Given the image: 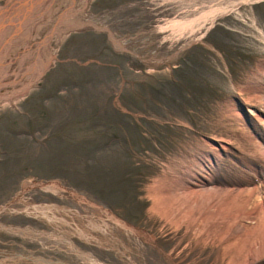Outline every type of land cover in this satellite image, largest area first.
<instances>
[{
	"label": "rangeland",
	"instance_id": "1",
	"mask_svg": "<svg viewBox=\"0 0 264 264\" xmlns=\"http://www.w3.org/2000/svg\"><path fill=\"white\" fill-rule=\"evenodd\" d=\"M17 1L0 0V264H231L189 230V193L257 185L264 0H46L23 19Z\"/></svg>",
	"mask_w": 264,
	"mask_h": 264
},
{
	"label": "bare ground",
	"instance_id": "2",
	"mask_svg": "<svg viewBox=\"0 0 264 264\" xmlns=\"http://www.w3.org/2000/svg\"><path fill=\"white\" fill-rule=\"evenodd\" d=\"M45 1H17L16 6H19L18 8L21 11V13L20 11L17 12L18 16L23 19L28 15L25 14L26 11L32 14L34 8L36 10L41 9ZM48 5H52V0H50ZM49 6H46V8L50 9ZM70 8L72 7L70 6ZM15 11L12 9L7 11L10 12L9 18L12 17V13ZM44 13H38L34 19L38 17L41 19L40 17ZM68 16L65 10L62 14V19ZM1 17H4V14ZM2 22H0V29L7 26L2 24ZM22 24L18 21L14 26V36L19 35L23 31ZM11 40L12 38H7L3 46L1 45V50L4 46L9 48ZM42 45L43 42L41 43ZM2 66L0 62V87L4 77L3 74H5L4 68L7 69L8 67L3 66L1 68ZM244 104L247 106L248 115H250L248 118L253 122L251 124L247 119L248 124L250 123L254 130L258 126L264 127L263 111L248 105L247 102ZM253 143L255 153L260 159L258 166H250L254 171V180L257 185L252 183L249 188H240L241 185H238L237 189L223 191L206 190L204 198L200 201L196 200V198L201 197V195L194 191L189 193V230L192 231L193 236L202 237L201 242L204 246L219 248L221 257L225 255L223 252L228 250L229 263L231 262V264H253L264 257V146H262L263 143L256 140H253ZM216 148L224 152L228 150L225 143L222 142H219ZM198 179L206 184L211 181L204 175H193L189 180L190 189L194 190L198 186L197 182H200ZM260 193H262V198H259ZM225 258L226 255L223 259Z\"/></svg>",
	"mask_w": 264,
	"mask_h": 264
}]
</instances>
